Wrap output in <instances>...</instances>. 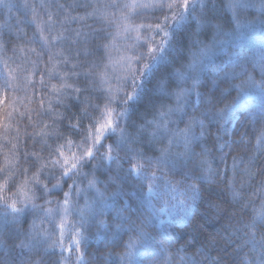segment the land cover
<instances>
[{
	"label": "snow or ice",
	"instance_id": "6c2138e0",
	"mask_svg": "<svg viewBox=\"0 0 264 264\" xmlns=\"http://www.w3.org/2000/svg\"><path fill=\"white\" fill-rule=\"evenodd\" d=\"M0 5L25 17L15 32L0 25V103L23 90L12 103L25 110L13 112L40 126L26 136L42 145L21 154L12 144L0 164V264H264V0ZM13 39L39 44L16 69L25 47ZM13 112L0 117L6 140ZM171 201L180 211L164 219ZM209 214L226 221L215 233Z\"/></svg>",
	"mask_w": 264,
	"mask_h": 264
},
{
	"label": "trees",
	"instance_id": "16d2710c",
	"mask_svg": "<svg viewBox=\"0 0 264 264\" xmlns=\"http://www.w3.org/2000/svg\"><path fill=\"white\" fill-rule=\"evenodd\" d=\"M22 0H5V3L7 4H19L21 3ZM31 2L34 3H39V0H31ZM61 3L65 2V0H60ZM67 2H71V0H67ZM80 14H83V9H78L77 10ZM76 13L74 12L73 15H75ZM30 15V14H29ZM24 10L21 9H17V8H12L11 11L9 12L7 8L3 7L2 5H0V25L3 26H11L13 32H15L17 30V23L18 21H23L24 20ZM255 18V12L253 10H249L248 12H242L241 13V19L242 20H252ZM135 23H149V22H153L150 19H148L147 17H140L137 18L135 21ZM89 24H92L93 22L91 20L88 21ZM20 28H23L24 31L27 33L28 38H30L32 36V33L34 31L33 27L27 25V24H20L19 25ZM71 27L75 28V27H79V25L77 24H73ZM5 31H7V28L4 29ZM109 31H114V28H110ZM249 33H246V36H248ZM141 35H147L146 32H144L142 30ZM159 40V37H157V41ZM108 42V41H105ZM13 44H17V45H23L25 47V51L24 52H18L16 57L13 58V60L9 61V68L11 69H16L18 64H21L23 62V60L25 58H29V59H35V55L31 54L27 51V48L29 47H36L37 50L39 51V44H26L24 43V41H17L15 39L12 40ZM128 43H131V41H128ZM244 50H247V47L245 46ZM8 56H13L11 51H8L7 53ZM220 56L223 57V59H227V56L224 53H220ZM47 59V56H45V60ZM28 67H30V65H28ZM41 70H43V65L40 66ZM0 71H5L4 66L2 64H0ZM35 79L38 81L39 80V76L37 75L35 77ZM21 88H23V81H21ZM28 95H31V89H29ZM26 95V93L21 90V91H17V92H9L7 94V99L3 100V103H0V117H2L4 114H6L7 112H13V108L18 109V111H24L25 109L19 104L16 103L13 105L12 101L13 98H16L17 100H19L20 98L24 97ZM25 103H27V101H25ZM92 103L95 104H100L101 107H103L104 104V100L103 99H93ZM29 108H33V109H38L39 104H38V100L34 99V102L30 105H28ZM58 111H63V109H58ZM75 111V110H74ZM93 116L97 117L98 119L100 118V112H93L92 113ZM13 115L16 116L15 119L11 120V128L8 130L7 132V140L5 139V131H4V127L3 124L0 123V164L3 163V158H4V153H8L9 155H11V147L12 144H17L18 148H19V152L22 154L24 151H28V152H32V151H36V152H40L41 150V143L40 141V137H36L35 140L33 139H29L26 136V132L31 134L33 132H38L40 131V126H29V121L27 119H19L18 115L13 112ZM33 125H35L36 121H35V113H33ZM42 119L44 120L45 123L51 124L52 121L49 117H42ZM73 123H75V121H73ZM89 122L88 121H84V125L85 127L87 126ZM17 128H19V139L17 140ZM65 137L66 138H71L74 142H78L80 140V134L77 133H65ZM9 141L11 143H9ZM49 144H52L53 147H55L57 144H63L64 145V150L67 153L68 152V144L66 142V139H60V140H56V139H49L48 140ZM72 151H76L75 147H72ZM225 151H227V149H225ZM42 155L44 157L48 156V152L47 150H45ZM229 164H231V158H229ZM25 167H29V176H31L35 171H36V167H38V164L36 165V167H31L29 165H24ZM58 175V173H57ZM23 176L19 177V180H22ZM41 180L43 182H47V180L45 179V177L42 175L41 176ZM55 181H52V183H54ZM86 183V182H85ZM49 187H51V183H49ZM15 187L14 186H10V189L7 193H5V195H11L13 192H15ZM65 191H67V187L65 186ZM37 194L39 195V192H37ZM53 199H63V193H59L58 195H55L52 197ZM75 199V197H74ZM38 202H42V201H38ZM80 203H83V199L81 198ZM176 201H171L169 206L165 209V213H162V218L167 219V212H179L180 208H172L171 204H175ZM257 203H259V201H257ZM52 207H55L54 205H52ZM158 207H164L163 203L159 204ZM204 209H201V212H203ZM204 227H205V231L209 232V233H215L218 230H220L222 228V226L226 223L225 220H217L215 219L211 214H209L208 216H206L204 218ZM39 223V221H38ZM43 227L45 228H50L51 226L48 223H44ZM58 231H57V237H58ZM56 238V237H54ZM65 244H67V241L65 240ZM230 251V249H229ZM57 254L59 253V249H56ZM213 255H216L215 252L212 253ZM65 255V254H64Z\"/></svg>",
	"mask_w": 264,
	"mask_h": 264
},
{
	"label": "rangeland",
	"instance_id": "374dc122",
	"mask_svg": "<svg viewBox=\"0 0 264 264\" xmlns=\"http://www.w3.org/2000/svg\"><path fill=\"white\" fill-rule=\"evenodd\" d=\"M114 28V31H115V27H113ZM113 31V32H114ZM133 35H135V34H133ZM253 36H254V34L253 33H251V34H249L248 36H246V37H244L243 39H244V41H245V46L247 47V43H246V41L248 40V39H251V38H253ZM117 43L118 44H120V45H123L124 44V41L123 40H117ZM123 52V48H121V52H117V51H113L112 52V55L114 56V57H117V56H119L121 53ZM114 83H113V86H115V81H113ZM76 217L73 215L72 217H69V219L70 220H74ZM66 241H67V239H66ZM66 256L67 255H69V253L68 252H65L64 253Z\"/></svg>",
	"mask_w": 264,
	"mask_h": 264
}]
</instances>
